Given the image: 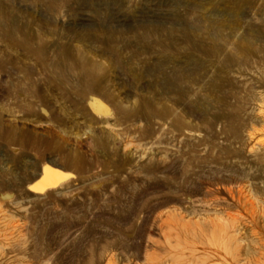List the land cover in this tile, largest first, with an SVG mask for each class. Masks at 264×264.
Here are the masks:
<instances>
[{"label":"rangeland","instance_id":"obj_1","mask_svg":"<svg viewBox=\"0 0 264 264\" xmlns=\"http://www.w3.org/2000/svg\"><path fill=\"white\" fill-rule=\"evenodd\" d=\"M0 264H264V0H0Z\"/></svg>","mask_w":264,"mask_h":264},{"label":"bare ground","instance_id":"obj_2","mask_svg":"<svg viewBox=\"0 0 264 264\" xmlns=\"http://www.w3.org/2000/svg\"><path fill=\"white\" fill-rule=\"evenodd\" d=\"M60 74V73H59ZM63 78V77H62ZM90 106L92 110L96 113H104L107 110V106L99 100H92L90 103ZM242 169V168H241ZM57 169L52 168L50 166H45L43 169V177L40 179V181L36 184L37 190H44L48 186H52L54 184L59 183L64 179V174L61 173V171L58 172ZM260 178V177H259ZM35 189V188H34ZM234 192V191H233ZM232 194V193H231ZM234 194V193H233ZM240 194V192H239ZM241 195V194H240ZM239 195V196H240ZM248 195V194H247ZM245 196V195H243ZM234 197V196H233ZM238 197V196H237ZM242 198V197H241ZM234 199V198H233ZM237 199V198H236ZM239 200V199H238ZM242 200V199H241ZM252 201V200H251ZM237 202V201H236ZM242 202V201H241ZM250 202V200H249ZM253 203V202H252ZM239 204V203H238ZM251 206V204H250ZM254 211V210H253Z\"/></svg>","mask_w":264,"mask_h":264}]
</instances>
